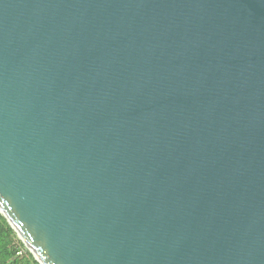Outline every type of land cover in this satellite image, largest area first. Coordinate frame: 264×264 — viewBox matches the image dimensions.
<instances>
[{"label":"water","instance_id":"water-1","mask_svg":"<svg viewBox=\"0 0 264 264\" xmlns=\"http://www.w3.org/2000/svg\"><path fill=\"white\" fill-rule=\"evenodd\" d=\"M0 214L39 264H264V0H0Z\"/></svg>","mask_w":264,"mask_h":264},{"label":"trees","instance_id":"trees-1","mask_svg":"<svg viewBox=\"0 0 264 264\" xmlns=\"http://www.w3.org/2000/svg\"><path fill=\"white\" fill-rule=\"evenodd\" d=\"M0 214V264H39Z\"/></svg>","mask_w":264,"mask_h":264},{"label":"rangeland","instance_id":"rangeland-1","mask_svg":"<svg viewBox=\"0 0 264 264\" xmlns=\"http://www.w3.org/2000/svg\"><path fill=\"white\" fill-rule=\"evenodd\" d=\"M24 248H25V246H24ZM25 251H28L26 248L24 249Z\"/></svg>","mask_w":264,"mask_h":264}]
</instances>
